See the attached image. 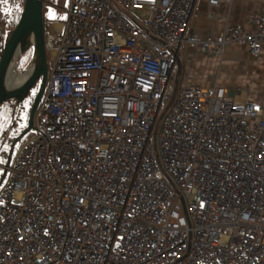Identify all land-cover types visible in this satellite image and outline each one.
Segmentation results:
<instances>
[{
    "label": "built area",
    "instance_id": "obj_1",
    "mask_svg": "<svg viewBox=\"0 0 264 264\" xmlns=\"http://www.w3.org/2000/svg\"><path fill=\"white\" fill-rule=\"evenodd\" d=\"M197 1L69 0L64 31L47 28L55 67L0 189V264H264L262 105L180 85L158 135L175 186L155 156L184 44L220 59L264 43V10L188 36Z\"/></svg>",
    "mask_w": 264,
    "mask_h": 264
},
{
    "label": "crops",
    "instance_id": "obj_2",
    "mask_svg": "<svg viewBox=\"0 0 264 264\" xmlns=\"http://www.w3.org/2000/svg\"><path fill=\"white\" fill-rule=\"evenodd\" d=\"M5 8L0 5V12ZM264 10V0H234L232 4L211 7L208 0H198L187 35L207 39L219 35L227 25L250 29V16ZM52 15L50 14V17ZM61 33L65 25L54 19L48 27ZM182 74L180 85L223 87L239 104L258 103L264 108V43L258 56L244 46L228 45L220 59L184 44L176 70Z\"/></svg>",
    "mask_w": 264,
    "mask_h": 264
},
{
    "label": "water",
    "instance_id": "obj_3",
    "mask_svg": "<svg viewBox=\"0 0 264 264\" xmlns=\"http://www.w3.org/2000/svg\"><path fill=\"white\" fill-rule=\"evenodd\" d=\"M46 0H24L23 9L16 26L11 31L0 58V106L10 99L22 103L30 90L41 80V87L30 110L27 128L13 142L0 179V187L6 179L11 165L15 145L31 130L35 129V115L43 99L48 81V64L45 46L44 6ZM33 48L32 64L37 65L32 75L20 87L8 86L9 69L16 57L23 55L26 50Z\"/></svg>",
    "mask_w": 264,
    "mask_h": 264
},
{
    "label": "rangeland",
    "instance_id": "obj_4",
    "mask_svg": "<svg viewBox=\"0 0 264 264\" xmlns=\"http://www.w3.org/2000/svg\"><path fill=\"white\" fill-rule=\"evenodd\" d=\"M18 1L19 0H8V1L0 0V5H2L5 8V10L2 11V13L0 12V22H3L2 24H0V34L2 36V42L0 43V58H1L3 50H4L3 45L5 46L7 39H8V37L12 31L10 28V25H9V21H7V17L10 16L11 5L14 3H17ZM68 10H69V0H48L45 4L47 21L54 19L55 21H58L60 24L65 25V26L69 20ZM50 14L52 15L51 17H50ZM129 14L134 19H136L139 23H144L150 16V13L147 10H130ZM2 16H3V18H5V22L1 21ZM47 21L45 22L46 28L48 27ZM62 41H63V35H59L58 39L55 41L56 47H59L61 45ZM55 51H56V49H55ZM55 51L49 50L48 48H46V56H47V64H48V76H51V74L54 70V67H55V61H56V52ZM23 55H21L19 57V59L16 60V64H15V67L20 74H24L32 65V60L28 63L27 57L26 56L24 57ZM181 79H182V74L180 73V71L178 69V70H176V81L174 83L173 94L170 97L169 101L166 104H164L162 107L161 114H160V120H159L158 125L155 129V136L153 139L154 152H155V156H156V158L159 162V165H160V173L173 186H175L174 180L171 177V175L169 173H167V171L165 170L164 165H163L161 158H160L158 135H159L160 130H161L164 115L168 112L169 108L173 105V103L177 99L178 90H179V87L181 84ZM38 83L31 89V91H30L31 94H34L37 91V87L39 85ZM26 103H27V101L24 103V109L21 112H19L17 114V116L14 118L15 126H14L13 131L10 133L11 139L15 138V140H16L17 137H19L25 129L26 118H27V113H28V108H27ZM10 123H11V121L7 118V114L0 112V139L3 138L2 137V135H4L3 132L6 131L7 127L10 125ZM35 133H36L35 129L31 130L20 142H18L15 145L10 167L12 166L13 161H14L15 157L17 156V154L19 153V151L27 144V142L35 135ZM6 162L3 158V152L0 151V175H1V177L5 171L4 167L6 165ZM8 177H9V171L7 173L6 179L4 180L3 184L6 182ZM3 184H2V186H3ZM1 187H0V189H1ZM184 202L185 201H183V203ZM185 210L187 211L186 208H185Z\"/></svg>",
    "mask_w": 264,
    "mask_h": 264
},
{
    "label": "trees",
    "instance_id": "obj_5",
    "mask_svg": "<svg viewBox=\"0 0 264 264\" xmlns=\"http://www.w3.org/2000/svg\"><path fill=\"white\" fill-rule=\"evenodd\" d=\"M23 4H24V0H19L17 3H14V4L11 5L10 16L7 17V21H9V25H10L11 30H13V28L15 27V25L17 24V22H18V20L20 18V15H21V12H22V9H23ZM46 17L47 16H46V11H45V6H44V21L45 22L47 21ZM1 21L5 22V18H3V16H2ZM1 23H3V22H1ZM46 32H47V28L45 27V33ZM1 42H2V36L0 34V43ZM3 48H4V45H3ZM23 56L27 57V60H28V63H29L32 60V58H33V48L29 47L26 50V52L24 53ZM38 82L37 83L39 85L37 87V91L34 94H31V92H29L22 103H18L15 99H10V100H8L7 102L3 103L0 106V112H3L4 114H7V118L11 121V123L7 127L6 131L3 132V134H4V135H2L3 138L0 139V151L3 152V158H4L5 162L8 159V154H9L11 145H12L13 141L15 140V138H12V139L10 138V133L13 131L14 126H15L14 118L17 116V114L19 112H21L24 109V103L27 101L26 104H27V108H28V113H27V118H26L25 129L27 128L28 122H29L30 110H31V108L33 106V102L35 100V97H36V95H37V93H38V91H39V89L41 87V80H39ZM0 178H1V175H0Z\"/></svg>",
    "mask_w": 264,
    "mask_h": 264
},
{
    "label": "bare ground",
    "instance_id": "obj_6",
    "mask_svg": "<svg viewBox=\"0 0 264 264\" xmlns=\"http://www.w3.org/2000/svg\"><path fill=\"white\" fill-rule=\"evenodd\" d=\"M17 59H19V57H16L10 66L7 83L8 86H22L37 68V65L32 64L31 67L24 74H20L15 67Z\"/></svg>",
    "mask_w": 264,
    "mask_h": 264
}]
</instances>
